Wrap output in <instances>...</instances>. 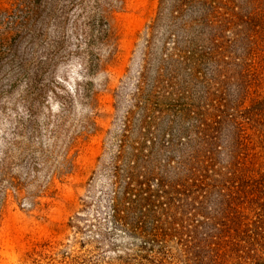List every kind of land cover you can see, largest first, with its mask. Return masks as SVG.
Listing matches in <instances>:
<instances>
[{
    "label": "rangeland",
    "instance_id": "rangeland-1",
    "mask_svg": "<svg viewBox=\"0 0 264 264\" xmlns=\"http://www.w3.org/2000/svg\"><path fill=\"white\" fill-rule=\"evenodd\" d=\"M170 3L0 0V264H37V245L71 238L66 223L122 143L160 154L175 107L162 62L193 12ZM255 6L209 0L207 24Z\"/></svg>",
    "mask_w": 264,
    "mask_h": 264
},
{
    "label": "trees",
    "instance_id": "trees-1",
    "mask_svg": "<svg viewBox=\"0 0 264 264\" xmlns=\"http://www.w3.org/2000/svg\"><path fill=\"white\" fill-rule=\"evenodd\" d=\"M208 2L170 3L193 12L162 62L175 107L160 154L121 142L71 238L37 245L35 263L264 264V0L227 24H207Z\"/></svg>",
    "mask_w": 264,
    "mask_h": 264
}]
</instances>
